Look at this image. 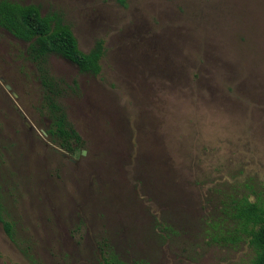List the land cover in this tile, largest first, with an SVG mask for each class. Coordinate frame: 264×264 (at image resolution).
Segmentation results:
<instances>
[{
    "label": "rangeland",
    "instance_id": "374dc122",
    "mask_svg": "<svg viewBox=\"0 0 264 264\" xmlns=\"http://www.w3.org/2000/svg\"><path fill=\"white\" fill-rule=\"evenodd\" d=\"M16 1L106 54L100 75L49 58L84 142L70 153L45 131L28 43L0 28V194L16 232L0 221V264H88L105 243L131 263L251 264L205 216L224 192L264 198V0Z\"/></svg>",
    "mask_w": 264,
    "mask_h": 264
},
{
    "label": "trees",
    "instance_id": "16d2710c",
    "mask_svg": "<svg viewBox=\"0 0 264 264\" xmlns=\"http://www.w3.org/2000/svg\"><path fill=\"white\" fill-rule=\"evenodd\" d=\"M117 1L127 5L126 0ZM0 28L28 43L27 57L37 67L44 87L43 110L48 119L45 131L52 143L74 153L84 142L58 102L66 89L51 75L49 58L60 55L75 63L82 73L100 75L106 54L105 41L98 39L92 49L84 51L63 15L58 12L43 14L39 5L16 0H0ZM250 196V193L235 191L221 193L217 205L205 217L217 218L209 225L213 231L209 235L212 241L246 244L253 250L251 264H264V198L253 200ZM5 212L0 194V221L8 237L16 242L14 224L4 216ZM100 252V257L88 264H142L138 260L131 263L108 243L100 245Z\"/></svg>",
    "mask_w": 264,
    "mask_h": 264
},
{
    "label": "water",
    "instance_id": "95a60500",
    "mask_svg": "<svg viewBox=\"0 0 264 264\" xmlns=\"http://www.w3.org/2000/svg\"><path fill=\"white\" fill-rule=\"evenodd\" d=\"M1 80L4 82L5 81V79L4 78H1ZM6 88H8L9 90H12V87H11V85L10 84H6ZM56 152H59V150L58 149H54ZM62 154H64V153H62Z\"/></svg>",
    "mask_w": 264,
    "mask_h": 264
}]
</instances>
